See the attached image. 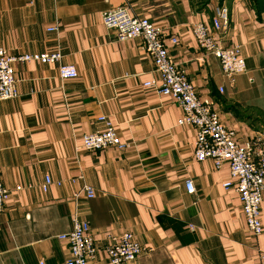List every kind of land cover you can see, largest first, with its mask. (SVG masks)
<instances>
[{"label":"crops","instance_id":"crops-1","mask_svg":"<svg viewBox=\"0 0 264 264\" xmlns=\"http://www.w3.org/2000/svg\"><path fill=\"white\" fill-rule=\"evenodd\" d=\"M222 4L229 26L214 31ZM121 6L163 26L172 58L239 142L264 136V0H0V45L9 53L63 54L59 63L14 64L20 95L0 101V168L10 191L0 264H64L71 253L60 235L72 230L75 213L90 224L93 264H108L107 235L125 231L150 251L123 264H261L264 232L248 229L237 191L224 187L229 165L196 159L197 130L179 125L180 105L144 86L159 79L144 40H120L105 26L104 12ZM198 21L222 46L241 45L245 73L224 75L195 39ZM59 64L75 65L79 76L62 79ZM101 116L125 149L83 146L85 134L105 128ZM47 175L62 184L44 191ZM84 184L94 197L81 192Z\"/></svg>","mask_w":264,"mask_h":264},{"label":"built area","instance_id":"built-area-1","mask_svg":"<svg viewBox=\"0 0 264 264\" xmlns=\"http://www.w3.org/2000/svg\"><path fill=\"white\" fill-rule=\"evenodd\" d=\"M230 9L222 4L216 7L212 19L214 31H222L229 26ZM103 22L108 29L115 31L116 37L127 41L142 38L146 50L151 54L159 79L147 81L144 86L155 89L163 95L172 97L183 111L179 125H191L197 130L194 146L195 157L199 161L211 159L216 168L228 164L231 177L224 182L226 189L234 188L240 198L242 211L248 229L259 236L264 232L262 222V204L264 202V136L256 134L249 140L239 142L236 132L226 126L217 104L210 96H202L195 85L188 79L185 70L172 58L166 42L165 30L162 25L134 14L128 6L117 7L103 14ZM58 27H50L49 31ZM193 33L199 47L206 53L220 60L224 75L233 81L236 75L247 71L246 60L241 45L222 46L217 42L213 31L204 22L193 25ZM171 44H177L179 38L172 36ZM63 57L60 49L45 53L14 55L0 45V101L17 98L20 95L18 79L14 64L17 62L37 61L41 63H59ZM62 79H74L79 76L73 64H59ZM223 91V87H220ZM105 123L102 130L84 135L83 146L87 150L96 151L109 147L120 150L128 145L122 142L116 128L106 116L99 117ZM79 178H83L81 175ZM62 184L50 175L42 184L47 191L52 184ZM187 192L195 194L196 186L192 178L185 181ZM81 192L88 198L95 196V189L84 184ZM10 191L3 184L0 168V212L3 211ZM67 241L71 256L64 264H93L98 247L93 237L90 224L81 219L77 213L73 217V228L70 232L60 235ZM108 243L105 250L108 264H123L136 260L145 249L131 231L120 235H107ZM264 264V255L261 257ZM41 264H45L41 262Z\"/></svg>","mask_w":264,"mask_h":264},{"label":"trees","instance_id":"trees-1","mask_svg":"<svg viewBox=\"0 0 264 264\" xmlns=\"http://www.w3.org/2000/svg\"><path fill=\"white\" fill-rule=\"evenodd\" d=\"M255 3L258 1V0H253ZM259 2H260V0H259ZM258 4V3H257ZM259 9H260V5H259Z\"/></svg>","mask_w":264,"mask_h":264}]
</instances>
